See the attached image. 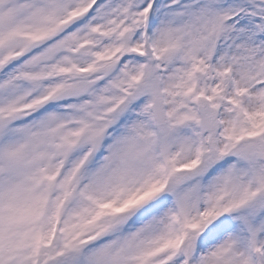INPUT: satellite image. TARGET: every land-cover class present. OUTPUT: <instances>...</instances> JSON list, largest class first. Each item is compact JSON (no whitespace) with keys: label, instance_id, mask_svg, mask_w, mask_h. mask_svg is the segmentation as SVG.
I'll use <instances>...</instances> for the list:
<instances>
[{"label":"rangeland","instance_id":"rangeland-1","mask_svg":"<svg viewBox=\"0 0 264 264\" xmlns=\"http://www.w3.org/2000/svg\"><path fill=\"white\" fill-rule=\"evenodd\" d=\"M6 1L0 264H264V0Z\"/></svg>","mask_w":264,"mask_h":264},{"label":"bare ground","instance_id":"bare-ground-1","mask_svg":"<svg viewBox=\"0 0 264 264\" xmlns=\"http://www.w3.org/2000/svg\"><path fill=\"white\" fill-rule=\"evenodd\" d=\"M98 1H101V3L103 2V0H98ZM6 0H4V1H1L0 0V9L1 10H5V4H6ZM87 2H89L88 4H90L91 2H92V0L90 1H87ZM67 3V2H66ZM42 4H43V10L44 9H46L47 7H49V5L50 4H52V1L51 0H43V2H42ZM68 4V3H67ZM93 8H90V9H86V8H82L80 11H79V14H78V18L76 19V20H74V21H80V23H79V26H78V29L79 30H81V31H83V28H84V26H91V25H88L87 23H89L88 22V15L90 14L89 12L92 10ZM34 13H36V10H32V16L33 17H31V15H27V16H25L24 18H22V19H24V20H26V18H28L29 19V21H31L32 19H34V21L36 20V18L34 17ZM231 16H234V17H231ZM230 17H229V19H228V21L226 20V26H228V24L229 25H232L234 28H236V24L237 25H239V30H240V34L243 36V37H246V36H248L249 34L252 36V37H255L254 35H255V33H257V31L258 30H260L259 29V27H253V26H250V25H248V23H250L251 22V18H249V17H247L245 20L243 19V17L242 18H240L239 16H240V14H233V15H231ZM244 21V22H243ZM252 21H253V19H252ZM231 24H230V23ZM72 25V24H71ZM70 25V26H71ZM70 27H68L67 29H69ZM223 28H224V25H223ZM232 31H233V29H232ZM100 32L101 33H103V31H101L100 30ZM144 32V31H143ZM145 33V32H144ZM246 35V36H245ZM242 37V38H243ZM255 103L258 105V104H260V106H261V109H263L264 108V104H262V101H259L258 99H256L255 100ZM263 111H264V109H263Z\"/></svg>","mask_w":264,"mask_h":264},{"label":"water","instance_id":"water-1","mask_svg":"<svg viewBox=\"0 0 264 264\" xmlns=\"http://www.w3.org/2000/svg\"><path fill=\"white\" fill-rule=\"evenodd\" d=\"M40 44V43H39ZM39 44H35V46L39 45ZM14 62V60H10L7 62V64H5L2 69H6L7 67H9L12 63ZM31 82L33 80H30ZM29 82V81H27ZM154 108L155 109V119L158 121V122H163L164 121V114H163V110L161 108V104L160 102L156 101L155 102V105H154ZM202 117H203V123H204V126L206 128V131L208 132L209 130H211V120L209 119V117H206V113L204 110H202ZM8 122H10L9 120H7Z\"/></svg>","mask_w":264,"mask_h":264}]
</instances>
